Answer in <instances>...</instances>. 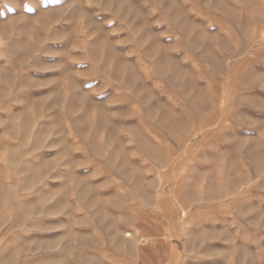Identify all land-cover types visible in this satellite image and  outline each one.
Returning a JSON list of instances; mask_svg holds the SVG:
<instances>
[{
    "label": "rangeland",
    "instance_id": "obj_1",
    "mask_svg": "<svg viewBox=\"0 0 264 264\" xmlns=\"http://www.w3.org/2000/svg\"><path fill=\"white\" fill-rule=\"evenodd\" d=\"M0 264H264V0H0Z\"/></svg>",
    "mask_w": 264,
    "mask_h": 264
},
{
    "label": "bare ground",
    "instance_id": "obj_2",
    "mask_svg": "<svg viewBox=\"0 0 264 264\" xmlns=\"http://www.w3.org/2000/svg\"><path fill=\"white\" fill-rule=\"evenodd\" d=\"M183 211H185V210H183ZM183 215H184V213H183ZM141 217H142V216H141ZM139 218H140V217H139ZM140 219H142V218H140ZM143 219H144V218H143ZM149 219H150V218H149ZM149 219H148V220H149ZM144 220H145V219H144ZM155 222H156V221H155ZM143 223H144V222H142V224H143ZM145 223H146V222H145ZM156 223H157V222H156ZM143 225H145V224H143ZM146 225H147L148 227H149V226H150V227L152 226V225H148V223H146ZM150 227H149V228H150ZM143 228H144V227H143ZM145 229H146V228H145ZM145 229H144V230H145ZM167 230L169 231V229H167ZM147 234H148V233H147ZM165 241H166V240H165ZM153 243H154V242L151 241V244H153ZM153 245H154V244H153Z\"/></svg>",
    "mask_w": 264,
    "mask_h": 264
}]
</instances>
